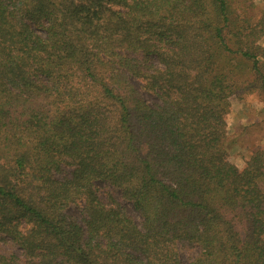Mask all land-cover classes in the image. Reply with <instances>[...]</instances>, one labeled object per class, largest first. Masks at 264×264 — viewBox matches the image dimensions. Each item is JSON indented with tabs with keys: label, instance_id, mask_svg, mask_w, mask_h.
<instances>
[{
	"label": "trees",
	"instance_id": "1",
	"mask_svg": "<svg viewBox=\"0 0 264 264\" xmlns=\"http://www.w3.org/2000/svg\"><path fill=\"white\" fill-rule=\"evenodd\" d=\"M250 96L264 0H0V264H264Z\"/></svg>",
	"mask_w": 264,
	"mask_h": 264
},
{
	"label": "rangeland",
	"instance_id": "2",
	"mask_svg": "<svg viewBox=\"0 0 264 264\" xmlns=\"http://www.w3.org/2000/svg\"><path fill=\"white\" fill-rule=\"evenodd\" d=\"M145 97L148 102H155L153 96L145 94ZM246 101L247 102L234 103L232 105L231 114L228 117L229 131L230 133H235L234 138L236 139V145L232 147L230 158L238 167H241L244 161L247 160L255 150L264 148V103L256 96L247 97ZM254 122H257L255 128H249L247 133L240 135L241 125L252 127L254 126ZM97 185L102 197L106 196L107 193L108 195H112V197H118V191L102 183H98ZM119 203L136 222L139 221V216L129 203L121 201ZM69 212L77 216L79 215L78 209L75 207H71ZM181 255L184 258L186 257L185 253H181Z\"/></svg>",
	"mask_w": 264,
	"mask_h": 264
}]
</instances>
